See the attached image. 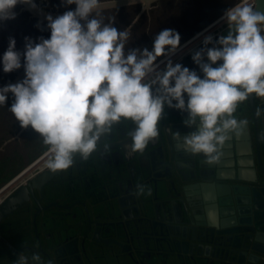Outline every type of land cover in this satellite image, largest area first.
Wrapping results in <instances>:
<instances>
[{
	"label": "clouds",
	"instance_id": "clouds-1",
	"mask_svg": "<svg viewBox=\"0 0 264 264\" xmlns=\"http://www.w3.org/2000/svg\"><path fill=\"white\" fill-rule=\"evenodd\" d=\"M62 3L76 8L56 18L46 17L49 39L41 37L34 43L26 37L21 53L10 37L2 58L3 71L11 73L22 67L23 57L25 78L0 88V106L9 93L14 96L9 110L20 127H30L48 146L46 167L66 171L73 166L75 154L87 161L101 138L121 121L135 125L127 133L128 147L143 153L159 136L165 106L186 112L183 123L195 129L183 137L184 150L204 154L210 165L218 163L229 133L239 135L247 124L234 117L238 104L252 94L264 98V9L241 0L224 12L221 19L227 24V36L215 41L212 35L205 36L204 47L192 55L201 78L179 63L173 65L171 59L163 70L156 63L179 48L181 37L174 29L159 32L151 51L133 49L125 55L130 29L118 31L114 16L105 23L101 0ZM18 4L36 7L33 0H0V21L14 20ZM218 61L222 63L214 67ZM174 135L181 140L179 133ZM104 147L109 150L108 144ZM145 190L137 184V195ZM214 215L210 212V219ZM31 261L41 264V256L34 253ZM14 264H29V257L22 252Z\"/></svg>",
	"mask_w": 264,
	"mask_h": 264
},
{
	"label": "flooded vegetation",
	"instance_id": "flooded-vegetation-1",
	"mask_svg": "<svg viewBox=\"0 0 264 264\" xmlns=\"http://www.w3.org/2000/svg\"><path fill=\"white\" fill-rule=\"evenodd\" d=\"M224 2L219 0L218 4ZM215 7L212 3L211 9L201 12L195 22L208 18ZM103 14H106L105 23H108L106 19L111 15ZM133 17L132 14L128 18ZM200 37L196 40L204 39ZM201 43L203 40L190 47L191 52L176 63L173 61V65L179 63L203 78V73L192 60L195 51L202 49ZM212 46L208 45L209 48ZM177 54L170 59H175ZM161 58L157 61L165 57ZM168 60L158 63L165 64L160 70L165 68ZM220 63L218 61L214 67ZM253 95L259 118L258 153L264 169V98ZM185 100L187 103L186 94ZM166 113L177 117V122H165ZM164 115L158 124L159 136L149 142L143 153H134L128 147L131 139L127 133L134 130L135 125L131 121H121L113 126L110 135L101 138L98 150L87 161L79 155L74 156L73 166L61 171L46 186L39 201L41 209L30 199L0 222V257L10 252L18 257L23 252L32 264V254L39 251L41 264H49V261L51 264H222L223 255H226L225 264H238L239 260L248 264L250 252L254 251L235 248L238 241L239 244L241 241L244 243L240 234L229 235L227 239H217L216 236L212 239L216 229L207 226L205 212L199 213L196 206L198 224L195 221L194 226H190L181 205L172 207L170 179L181 174L187 177L193 171L182 167L184 161L180 157L174 160L176 142L172 137L175 133L187 136L193 129L183 123L186 118L180 119L187 115L185 113L165 106ZM234 117L238 121H247L257 175V182L251 185L264 194V174L256 160L255 126L249 99L238 104ZM178 143L182 144V141ZM104 144L109 145L108 151H105ZM179 163L180 168L176 167ZM195 166L198 169L196 163ZM203 169L208 170L207 167ZM201 183V179L188 180L187 189L191 191L193 189L189 186ZM137 184L145 186V194H136ZM148 189L150 195L147 194ZM189 220H194V216ZM19 238H25L20 245ZM218 243H222L224 248L217 246ZM242 250L247 251L244 257L240 255ZM50 251L53 252L51 256ZM227 258L230 263H227ZM15 260L9 264H14Z\"/></svg>",
	"mask_w": 264,
	"mask_h": 264
},
{
	"label": "water",
	"instance_id": "water-1",
	"mask_svg": "<svg viewBox=\"0 0 264 264\" xmlns=\"http://www.w3.org/2000/svg\"><path fill=\"white\" fill-rule=\"evenodd\" d=\"M218 1L116 0V7L114 8L113 0H101L105 5L104 12L111 15V17H115L113 26L118 31L130 29L131 38L125 46V55L133 49L143 50L147 48L151 51L155 36L164 29L177 31L181 37V44L222 14L221 18L227 9L241 0H225L221 4H218ZM33 2L36 5L35 9L30 8L28 5L18 4L14 9L16 14L14 20L0 21V88L8 84L22 82L25 78L23 57L21 58L22 67L20 69L11 73L3 71L2 58L9 46V38L15 39L16 51L23 53L26 37L34 43H38L41 37L44 39L50 38L51 31L47 27L48 22L46 19L48 15L56 18L66 11H74L76 8L74 4L64 5L62 0H33ZM212 3L216 7L208 14V18L196 23L195 20L199 14L210 10ZM252 3L264 9V0H253ZM128 13L133 14L134 17L129 19L130 15ZM227 34L226 24L221 27L220 32L214 33L213 39L215 41L220 36L226 37ZM188 40L183 43V47L188 46L193 41L189 42ZM183 47H179L175 54L180 52ZM200 47H204L203 43ZM188 50L184 51L183 55L179 56L174 63L191 52ZM169 58L165 57L160 62ZM253 96L252 94L248 99L254 119L258 153L259 118ZM14 99V96L9 93L5 105L0 106V186L48 148L39 134L35 133L30 127L28 129L20 127L9 110ZM190 129L194 131V128ZM167 136L169 137V132H167ZM183 137L185 135H180V141ZM229 137L226 141L227 144H224L221 148L222 155L219 162L211 165L205 162L206 157L204 154L186 152L181 143H178L181 145H177L178 140L175 135L172 137V141L176 142V145H174L176 152L174 160L176 161L180 157L184 161L182 167H189L188 169H193V171L187 174V177L181 174L182 176L175 177L173 180L170 179V183L172 182L171 204L173 208L178 204L181 205L182 213L190 226H194L195 221L198 224L199 217L195 215V207L197 206L199 213L205 212L208 220L207 226L216 229V233L211 236L212 239L215 236L217 239H227L229 235L236 236L240 234L244 239V243H247L243 245L242 241L240 244V241H238L235 248L237 250L244 248L255 252H250L248 264H264V246H262L264 244V194L262 190L251 185L257 182V175L247 124L239 130V135L232 132L229 133ZM76 155L79 154L74 156ZM256 160L258 168L264 174L259 153ZM195 163L198 165V169L195 168ZM180 165L179 163L176 167L180 168ZM205 167L208 170H201ZM60 172H52L47 167L40 168L35 174L18 183L0 202V222L30 199L36 203L38 209H41L39 201L44 196L43 192L46 186ZM191 179H201L203 183L189 186L190 189H193L189 191L186 183ZM213 179L215 181H212ZM241 181L250 183V185L243 184ZM210 212L215 214L211 219L209 217ZM190 216H194V220L190 221ZM216 245L224 248L222 243ZM219 249L221 250V248ZM246 252L242 250L240 255L244 257ZM227 261V263H230L229 259ZM239 261L241 262V260ZM240 262L237 263L243 264Z\"/></svg>",
	"mask_w": 264,
	"mask_h": 264
},
{
	"label": "crops",
	"instance_id": "crops-1",
	"mask_svg": "<svg viewBox=\"0 0 264 264\" xmlns=\"http://www.w3.org/2000/svg\"><path fill=\"white\" fill-rule=\"evenodd\" d=\"M181 55H183V53L182 52H180V53H178V55L175 57V59L176 58H179V56H181ZM163 58V57H162ZM161 58V59H162ZM174 58L171 60L172 62L173 61H176ZM159 61V60H158ZM157 62V61H156ZM162 65H163V63H162ZM161 65V66H162ZM185 114H187L186 112H185ZM184 118H187V115L185 116H181V118L180 119H184ZM177 122V120H178V118L177 117H175L174 118V116L172 117V115L171 114H165L164 115V121L165 122H169V123H174L175 121ZM179 145H181V144H179ZM48 150V148L43 152V153H41L40 155H39V157L42 155V154H44L46 151ZM38 157V158H39ZM38 158H36V159H38ZM36 159L35 160H33L32 162H29L26 166H24L21 170H19L16 174H14L13 176H12V178L10 179V180H8L7 181V183H3L1 186H0V189L1 188H3L6 184H8L9 182H11L12 181V179H14V178H16L18 175H20L21 173H23V172H25L26 170H28L29 169V167H31L32 166V164L36 161ZM46 161V160H45ZM44 161V162H45ZM44 165H46V163H42V165L39 167V168H42V166H44ZM28 167V168H27ZM26 174H24L22 177H20L17 181H16V183L12 186V188L15 186V185H17L19 182H21L23 179H25L28 175H26ZM32 175V174H31ZM25 176V177H24ZM11 188V189H12ZM10 189V190H11ZM23 238V237H22ZM22 238H19V245L22 243V241L25 239H22ZM15 244H16V242H15ZM15 244H12V245H15ZM10 245V244H9ZM5 246L8 248V249H11V248H9L7 245H6V243H5ZM39 255L41 254L39 251L37 252ZM50 253V256H51V254H53V252L52 251H50L49 252ZM225 256L226 255H223V258H222V264H225ZM17 258V255L13 252H10V254H8V255H4V256H1L0 257V264H9L11 261H13V260H15Z\"/></svg>",
	"mask_w": 264,
	"mask_h": 264
},
{
	"label": "rangeland",
	"instance_id": "rangeland-1",
	"mask_svg": "<svg viewBox=\"0 0 264 264\" xmlns=\"http://www.w3.org/2000/svg\"><path fill=\"white\" fill-rule=\"evenodd\" d=\"M249 2H250V1H249ZM218 17H219V16H218ZM218 17H217V18H218ZM211 22H212V21H211ZM207 25H208V24H207ZM223 25H226V22H224V21L222 20V21L219 22V24L216 25L217 27L215 26L211 31H208L207 33H205V34H204L203 36H201V37H205V36H207V35H211V34L215 33L216 30H218L219 28L221 29V27H222ZM196 33H197V32H196ZM196 33H195V34H196ZM262 34H264V33H262ZM191 37H192V36H191ZM191 37H189V38H191ZM201 37H200V38H201ZM189 38H188V39H189ZM188 39H186V40H188ZM186 40H185V41H186ZM201 40H202V38L199 39V40H196V43H198V42L201 41ZM185 41H184V42H185ZM184 42H182V43H184ZM182 43H181V44H182ZM196 43H193L192 45L186 46V47H185L184 49H182L181 51H186V50L190 49V46L192 47V46H193L194 44H196ZM181 44H180V45H181ZM179 53H180V52H179ZM177 55H178V54H177ZM171 60H172V59H171ZM180 62H181V61H180ZM164 65H165V64H163L162 66H164ZM160 67H161V66H160ZM45 150H46V149H45ZM45 150H44V151H45ZM44 151H43V152H44ZM43 152H42V153H43ZM40 154H41V153H40ZM40 154H39V155H40ZM39 155H38L36 158H38ZM36 158H34L33 160H35ZM33 160H32V161H33ZM36 160H37V159H36ZM45 160H46V158H45V159H42V160L39 161L38 163L32 165V166L28 169L26 175H28V177H29L31 174L35 173V172L38 170V168L42 165V163H44ZM32 161H31V162H32ZM37 165H38V166H37ZM26 175H25V176H26ZM25 176H24V177H25ZM11 178H12V177H11ZM11 178H9L8 180H10ZM8 180H7V181H8ZM7 181H6L5 183H7Z\"/></svg>",
	"mask_w": 264,
	"mask_h": 264
},
{
	"label": "bare ground",
	"instance_id": "bare-ground-1",
	"mask_svg": "<svg viewBox=\"0 0 264 264\" xmlns=\"http://www.w3.org/2000/svg\"><path fill=\"white\" fill-rule=\"evenodd\" d=\"M252 2H253V0H252ZM239 3H241V1H239L237 4H239ZM237 4H235V5H237ZM235 5H234V6H235ZM232 7H233V6H232ZM223 14H224V13H223ZM221 15H222V14H221ZM221 15H220V16H221ZM220 16H219L218 18L214 19L212 22H210L208 25H206V26L203 27L202 29H200L196 34H193L192 37H191V39L188 40V41H189V42H191L192 40L194 41V40H196V37L199 38V37L202 36L204 33L208 32V31H211V30H212L217 24H219L220 21H222V19L220 18ZM216 27H217V26H216ZM261 27L264 28V25H261ZM220 30H221V29L219 28L218 30H216V32L218 33V32H220ZM202 40H203V39H202ZM188 41H187V42H188ZM193 41H192V42H193ZM187 42H186V43H187ZM192 42H191V43H192ZM186 43H185V44H186ZM181 46L183 47L184 44L182 43L179 47H181ZM185 47H186V46H185ZM185 47H183V49H184ZM190 47H191V46H190ZM192 47H193V46H192ZM188 51H189V50H188ZM170 57H171V56H170ZM169 59H170V58H169ZM175 60H176V59H175ZM158 62H160V61H157L156 63H158ZM159 65L161 66L162 64H159ZM225 144H227V142H226ZM47 151H48V150H47ZM43 156H44V155L42 154L41 157H42L43 159H45L46 156H44V157H43ZM38 160H39V159H38ZM36 161H37V160H36ZM36 163H38V162H35V163H33L32 165H34V164H36ZM37 166H38V165H37ZM27 168H28V167H27ZM44 168H46V165L43 166V169H44ZM26 171H27V170H26ZM30 176H31V175H30ZM27 177H28V176H27ZM27 177H26V178H27ZM26 178H25V179H26ZM25 179H23L21 182H23Z\"/></svg>",
	"mask_w": 264,
	"mask_h": 264
},
{
	"label": "built area",
	"instance_id": "built-area-1",
	"mask_svg": "<svg viewBox=\"0 0 264 264\" xmlns=\"http://www.w3.org/2000/svg\"><path fill=\"white\" fill-rule=\"evenodd\" d=\"M250 1V3H252V0H249ZM44 156H46V154L44 155ZM43 156V157H44ZM39 159V160H38ZM37 159V161L36 162H39V161H41L43 158L42 157H39ZM28 171V170H27ZM27 171H25V172H23V173H21L20 175H18L16 178H14V179H12V181L11 182H9L8 184H6L3 188H1L0 189V202L2 201V199L16 186H14L13 188H12V186L16 183V181L20 178V177H22L24 174H26L27 173ZM20 183V182H19ZM12 188V189H11ZM11 189V190H10Z\"/></svg>",
	"mask_w": 264,
	"mask_h": 264
}]
</instances>
